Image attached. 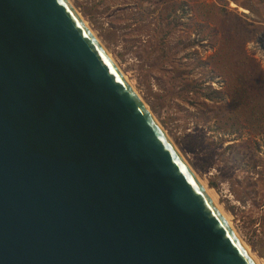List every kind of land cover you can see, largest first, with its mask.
Instances as JSON below:
<instances>
[{
	"label": "water",
	"instance_id": "obj_1",
	"mask_svg": "<svg viewBox=\"0 0 264 264\" xmlns=\"http://www.w3.org/2000/svg\"><path fill=\"white\" fill-rule=\"evenodd\" d=\"M0 264H255L66 0H0Z\"/></svg>",
	"mask_w": 264,
	"mask_h": 264
},
{
	"label": "rangeland",
	"instance_id": "obj_2",
	"mask_svg": "<svg viewBox=\"0 0 264 264\" xmlns=\"http://www.w3.org/2000/svg\"><path fill=\"white\" fill-rule=\"evenodd\" d=\"M71 1L264 264V0Z\"/></svg>",
	"mask_w": 264,
	"mask_h": 264
},
{
	"label": "bare ground",
	"instance_id": "obj_3",
	"mask_svg": "<svg viewBox=\"0 0 264 264\" xmlns=\"http://www.w3.org/2000/svg\"><path fill=\"white\" fill-rule=\"evenodd\" d=\"M71 6L72 8L78 13V15L80 16V18L82 19V21L86 24V26L88 27V29L90 30V32L93 34V36L96 38V40L98 41V43L102 46V48L106 51V53L108 54L109 58L112 60V62L114 63V65L117 67V69L121 72V74L124 76V78L127 80L126 75H124V73H122L123 71L119 68L118 64L116 63V61L114 60L113 56L108 52V50L105 48L104 44L98 39V37L96 36V34L93 32V30L88 26L87 22L84 20V18L80 15V13L78 12V10L74 7L73 3L71 0H66ZM128 84L131 86V88L134 90V92L137 94V96L140 98V100L143 102V104L146 106V108L149 110L151 116L156 120V122L159 124V121L155 118V116L152 114L151 110L149 109L148 105L143 101V99L141 98V96L138 94V92L135 90V88L133 87V85L127 80ZM159 126L161 127V129L163 130V132L168 136L166 130L163 129V127L159 124ZM168 138L171 140V138L168 136ZM172 142V141H171ZM173 143V142H172ZM175 146V145H174ZM176 147V146H175ZM176 149L178 150V148L176 147ZM178 152L180 153V155L182 156V158L185 160V162L188 164V162L186 161V159L184 158V156L181 154V152L178 150ZM188 166L190 167V165L188 164ZM190 169L192 170V172L194 173V175L196 176L197 180L199 181V183L201 184V186L203 187V189L205 190V192L207 193V195L210 197V199L212 200V202L215 204V206L217 207V209L219 210V212L222 214V216L224 217V219L226 220V222L228 223V225L232 228V230L236 233L234 226L232 225L231 219L229 218V216L223 211V208L218 204L217 202V198L216 195L214 194V192L210 189H208V187L206 186V184L196 175V173L194 172V170L190 167ZM236 235L238 236V238L240 239L239 235L236 233ZM242 239V238H241ZM240 239V241L242 242V244L245 246L247 252L249 253V255L251 256V258L253 259V261L255 262V264H260V262L257 260V258L250 252L249 248L243 243V241Z\"/></svg>",
	"mask_w": 264,
	"mask_h": 264
},
{
	"label": "trees",
	"instance_id": "obj_4",
	"mask_svg": "<svg viewBox=\"0 0 264 264\" xmlns=\"http://www.w3.org/2000/svg\"><path fill=\"white\" fill-rule=\"evenodd\" d=\"M214 186V184H212Z\"/></svg>",
	"mask_w": 264,
	"mask_h": 264
}]
</instances>
